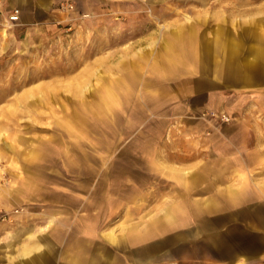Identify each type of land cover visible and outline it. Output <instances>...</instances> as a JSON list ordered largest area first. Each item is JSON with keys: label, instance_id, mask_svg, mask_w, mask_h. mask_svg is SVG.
<instances>
[{"label": "crops", "instance_id": "obj_1", "mask_svg": "<svg viewBox=\"0 0 264 264\" xmlns=\"http://www.w3.org/2000/svg\"><path fill=\"white\" fill-rule=\"evenodd\" d=\"M8 1L19 25L29 20L20 9L28 0ZM249 3L239 35L213 25L195 44L192 31L175 32L161 54L173 68L195 45L201 109L241 115L225 133L204 135L203 122L172 119L170 149L161 150L134 130L133 148L116 151L131 165L96 167V180L71 165L37 167L5 203L26 212L0 219V264H158L173 247L202 264H264V183L251 175L264 159V0Z\"/></svg>", "mask_w": 264, "mask_h": 264}, {"label": "rangeland", "instance_id": "obj_2", "mask_svg": "<svg viewBox=\"0 0 264 264\" xmlns=\"http://www.w3.org/2000/svg\"><path fill=\"white\" fill-rule=\"evenodd\" d=\"M35 1L20 8L29 20L19 25L8 21L17 6L0 0V219L26 212L5 203L37 167L71 165L77 177L96 180V167L131 165L116 151L133 148L134 130L163 150L170 149L172 119L203 122L197 132L210 135L225 133L240 115L201 109L189 59L195 45L173 68L162 66L161 54L165 37L175 32L192 31L195 44L197 35L211 37L213 25L239 35L250 0H42L50 1L45 9ZM146 141L135 144L146 147ZM35 151L37 162L30 160ZM256 164L251 175L264 183V159ZM157 263L202 264L180 259L177 247Z\"/></svg>", "mask_w": 264, "mask_h": 264}, {"label": "built area", "instance_id": "obj_3", "mask_svg": "<svg viewBox=\"0 0 264 264\" xmlns=\"http://www.w3.org/2000/svg\"><path fill=\"white\" fill-rule=\"evenodd\" d=\"M62 8L64 10H67V9H71L72 8V5L71 4H62L61 5ZM17 20H18V10H14L8 17V21L12 22V23H17ZM221 120L222 121H228V117L224 114L221 115ZM6 215H4V217H2V219L5 218Z\"/></svg>", "mask_w": 264, "mask_h": 264}, {"label": "bare ground", "instance_id": "obj_4", "mask_svg": "<svg viewBox=\"0 0 264 264\" xmlns=\"http://www.w3.org/2000/svg\"><path fill=\"white\" fill-rule=\"evenodd\" d=\"M45 7H46V4H45Z\"/></svg>", "mask_w": 264, "mask_h": 264}]
</instances>
